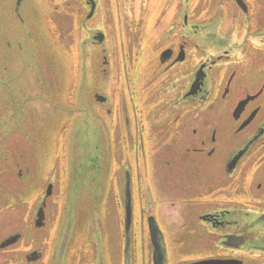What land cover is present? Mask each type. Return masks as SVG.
I'll list each match as a JSON object with an SVG mask.
<instances>
[{"label": "flooded vegetation", "instance_id": "obj_1", "mask_svg": "<svg viewBox=\"0 0 264 264\" xmlns=\"http://www.w3.org/2000/svg\"><path fill=\"white\" fill-rule=\"evenodd\" d=\"M6 3L27 26L36 0ZM79 3L73 20L82 22L77 32H83L86 64L79 69L94 93L85 96L83 79L74 91L68 85L65 91L44 66L24 68L18 61L0 69V264H116L106 215L104 220L94 200L102 162L114 155L103 143L109 126L113 137L124 130L113 148L120 160L125 220L127 185L132 200L135 184L150 242L149 220L162 230L158 213L146 216L145 209L164 203L178 216L185 205L203 234L181 243L178 262L264 261V0ZM48 4L42 6L46 25ZM107 85L110 97L101 92ZM70 98L78 119L64 104ZM89 105L109 125L98 134L100 154L84 150L86 161L78 163L72 126L87 118ZM223 132L230 147L215 162ZM124 152L138 165L141 159L154 163L133 178L124 169ZM178 172L192 187L186 194L171 187ZM226 181L233 199L224 194ZM226 197L232 201L218 204ZM205 203L211 206L203 210ZM192 206L202 211L193 212ZM123 233L126 248V222ZM162 234L169 264L170 243ZM186 252H193L190 259Z\"/></svg>", "mask_w": 264, "mask_h": 264}, {"label": "rangeland", "instance_id": "obj_2", "mask_svg": "<svg viewBox=\"0 0 264 264\" xmlns=\"http://www.w3.org/2000/svg\"><path fill=\"white\" fill-rule=\"evenodd\" d=\"M36 2L35 10L30 15L26 26L14 18L13 14H11V8H9V11L7 10L6 7L9 5L6 3V0H0V69L4 65L7 66L10 62L17 63L18 61L25 65L21 66L24 68H27V66L28 68H39V66H44L50 76L52 74L55 76L53 79L56 80L60 86H65V91L67 88L66 85L70 86L71 91L72 88L74 91L78 82L80 84L82 79L83 85L88 83L87 77L85 76L82 78L80 75V69L86 67L85 62L83 60L81 61L82 55H85V43L81 42L84 39L83 32H81V29V34L77 32L79 30V26L82 27V22L77 21V23L73 20L76 13V6L77 4L78 6L80 4L79 0H36ZM47 3L50 4L49 8L51 12L49 13L50 16L48 25H46L42 20L44 16L42 13V6L45 7ZM118 49L120 50L118 47L117 49H114L116 59L117 56L120 55ZM29 50L39 52V57L35 58V56L33 57L32 55H25ZM139 69H136V73H139ZM139 82L140 79L138 83ZM93 84L94 82L91 83V85ZM100 87L102 88L103 86L100 85ZM95 88L96 87L89 89V87L85 85V96L89 93H94V90H96ZM71 91L70 94L72 93ZM110 91H112V89L107 85L106 90L104 89V91L101 92H103L104 95L106 93L109 94L110 97ZM129 96L131 95L126 92L124 99L126 100L125 103L131 107ZM74 101V98H70L67 99L64 104L67 105V103H69L71 107L70 113L73 118L78 119L80 118V115H75V112L77 111L75 106H73ZM106 106H108V108L112 107L111 103H108ZM87 110V118L84 117V120L74 121L72 126L73 144L75 146L76 153L79 155L77 156V160H79L78 163L86 161V158L81 157L84 150H90L89 153L92 157L100 154L98 149H96L98 146L97 141L100 140V138H98V134L102 130L101 126L104 127V124L105 126L106 124L109 125L107 119H104L100 113L96 112L93 105H89ZM109 116L111 119L113 118L112 115ZM212 117L209 120H212ZM111 119L109 120L110 125L112 124ZM114 134H116V136L114 135L115 138L113 137V131L110 130V126L107 127L106 133L104 134L106 140L103 143L105 145V149L107 150V147H110V152L114 153V155L110 158H104L105 160L102 162V175L98 179V182H95L94 184L96 191L99 190L100 192L99 195L96 194L94 200L97 208L101 209L104 220L106 215V223L104 222V226H106L105 231L108 233L110 247L113 246L114 248L116 264H124L123 251L125 243L123 231L125 224V211L124 202L122 201L124 197L123 179L120 177V169L117 167L120 160L116 157V152H114L113 148L115 140L118 138L117 136L124 134V130L118 131ZM220 136L222 138V147L219 149L217 159H214L215 162L220 161L224 156V152L230 147V143L227 139H225V132L222 134L220 133ZM122 158L125 171L130 169L133 173V178L139 168H141L143 172V168H150V164L152 165L154 163V160L151 159L148 164H143L144 160L141 159L140 164L138 165L136 158H134V156L130 153L126 156V152L123 153ZM115 160L116 162L118 161L117 164ZM214 160L209 163L214 164ZM207 163L208 162H205L204 164ZM98 164H100V162ZM177 176L179 178L174 180L171 187L183 189L184 194H186L188 189H191L192 187L190 186V183H185L186 178L185 176L182 177V173L178 172ZM222 186L225 190L224 194L226 195L228 193L231 195L230 198L233 199L232 193L234 189L231 188L230 181L223 182ZM133 190L134 193L132 200L134 213L131 227V246L129 250L130 264H154L152 253L153 246L150 242L149 232H147L146 222L144 223L143 221V203L139 200L138 189H136L135 184ZM230 198L228 201V198L226 197L223 202L221 201L218 204L227 205V203L232 201ZM240 204L244 205L247 203L240 202ZM205 205L206 203L202 207L203 210L206 208L209 209L211 203H209L208 206ZM192 209L193 212L199 210V208H194V206H192ZM145 210L146 216L149 214H156L157 216V213L159 215L157 219L159 220L161 230L165 234L166 238H168V243H170V248L168 250L169 264H181L178 262V250L181 251V253L184 252L182 246L185 241L192 242L194 237L203 234V231L201 230L203 229L202 224L198 223V220L191 216V211L187 209V206L185 205L182 206V214H178V216L175 209L171 210L170 207L164 203L163 205L160 204L155 207H147ZM199 211L201 212L202 209ZM182 215H185V217H182ZM104 220L101 218V222ZM178 238L182 239L178 242L179 245L175 241V239ZM188 247L192 249L191 244L188 245ZM192 253L193 252H190L188 255L187 252L184 253L186 255L185 259H190L188 256ZM249 262V264L264 263L263 259L259 261H255L253 259Z\"/></svg>", "mask_w": 264, "mask_h": 264}, {"label": "water", "instance_id": "obj_3", "mask_svg": "<svg viewBox=\"0 0 264 264\" xmlns=\"http://www.w3.org/2000/svg\"><path fill=\"white\" fill-rule=\"evenodd\" d=\"M127 205H126V233H127V239H126V248H125V264H130V227L132 224V200H131V192L129 190V185H127ZM150 226L149 231H151V242L153 244L154 248V256H153V263L154 264H168L167 263V252H166V243L164 241V236L162 234V231H160L157 222L154 219H150Z\"/></svg>", "mask_w": 264, "mask_h": 264}]
</instances>
